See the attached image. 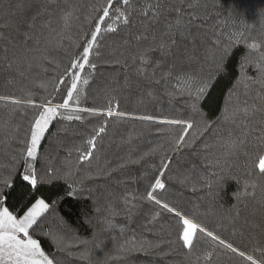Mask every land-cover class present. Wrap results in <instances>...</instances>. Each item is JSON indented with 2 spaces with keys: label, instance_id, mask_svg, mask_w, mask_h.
Returning <instances> with one entry per match:
<instances>
[{
  "label": "trees",
  "instance_id": "trees-1",
  "mask_svg": "<svg viewBox=\"0 0 264 264\" xmlns=\"http://www.w3.org/2000/svg\"><path fill=\"white\" fill-rule=\"evenodd\" d=\"M103 2L0 0V96L9 97L0 100V176L9 174L14 156L19 158L34 105L42 103L41 97L53 103L66 98L59 94L63 83L57 77L78 59L84 34L94 30L93 8ZM152 3L159 4L157 18L147 7ZM125 8L129 22L119 21L115 31L99 35L90 55L96 67L85 70L87 84L78 83L79 104L75 93L70 102V108H95L98 113L82 112L79 121L58 117L42 141L37 169L48 165L61 178L32 189L17 166L12 186L3 188L5 206L15 211L30 206L34 197L56 201L34 238L60 264H243L237 254L199 233L193 249L183 246L175 213L147 199L150 181L159 177L165 189L156 190L158 198L259 264L264 259V176L259 169L264 85L249 81L257 76L251 64L241 65L249 53L253 61L264 53V0H129ZM67 12L71 16L65 28ZM178 16L186 31L183 36L172 33L170 52L164 53L158 50L164 21ZM56 33L60 35L53 40ZM141 36L147 39L137 40ZM177 71L210 78L197 105L204 120L191 110L194 100L186 90L194 92L197 82L177 80ZM29 92L33 104L15 103L28 100ZM109 107L112 116L106 114ZM225 113L228 119L216 122ZM145 115L156 119L139 118ZM172 118L194 123L185 136L187 146L179 151L167 145L181 129L159 122ZM101 126L105 131L95 141L94 158L79 160ZM158 145H165L171 158L163 176L158 168L164 151L145 155ZM73 180L75 191L68 195ZM245 183L257 185L254 195L245 193Z\"/></svg>",
  "mask_w": 264,
  "mask_h": 264
},
{
  "label": "snow or ice",
  "instance_id": "snow-or-ice-1",
  "mask_svg": "<svg viewBox=\"0 0 264 264\" xmlns=\"http://www.w3.org/2000/svg\"><path fill=\"white\" fill-rule=\"evenodd\" d=\"M129 4V0H104L103 3L93 8V11L96 12V15L92 18L95 20L94 30L90 33H85L84 40L82 41V51L78 54V59H72L64 72L61 73L57 79L63 83V89L60 91L61 97L66 93V98L63 99L62 103H53L47 97H41L42 103L34 105V114L31 121L29 122V127L25 132L23 138L20 140V149H19V158L13 157L12 167L9 170V174L6 177L0 176V264H60V260L57 256L53 255L52 258H49V255L45 254V251L41 248V243L38 239H35L34 236L37 234V231L41 229V225L44 223L45 213L50 211L51 207H54L56 204L55 200L46 202L45 198H36L34 197V202H29V205H25L24 208L16 209L15 211L10 210V206H5L8 197L3 192V188H9L12 186V173L17 171V166L22 169V181L27 182V184L32 189H37L45 180H52L56 178H61V173L56 170L51 169L48 165H45L43 169L38 170L36 165L38 163L39 150L42 145V141L45 139V134L49 130L50 124L57 120L59 117L62 120H82V112H87L90 114H97L99 110L95 108H70V102L73 101L74 93L77 94V99L75 103L79 104L78 94L79 88L78 83L83 81L84 84H87L88 81L84 79V73L86 69H95V64L90 60V55L94 47L98 42V37L103 31H115L113 27L119 21L127 24L128 13L125 6ZM148 8L153 10V18H157L159 15V4L152 3L147 5ZM177 13L180 12V9H176ZM71 16V12L65 13L62 19L65 21L64 27L67 28V20ZM35 17L33 18V22ZM51 25V21L48 22ZM165 31L162 32L159 37L158 50L169 53L170 44L169 39L171 34L176 32L183 36L185 28L181 26L179 16L175 21L165 20ZM102 26H105L102 28ZM55 32V29L51 30ZM156 31H160L159 27L156 28ZM60 33H56L55 36L51 38L53 40L58 39ZM90 36V38H89ZM147 39L146 36L137 37L139 39ZM175 42L172 41V44ZM252 49H257V45L252 44L250 46ZM227 55V52L224 53ZM251 53L246 55L243 58L241 68L251 64L252 67L256 70L257 76L255 78L249 77V81L252 83H259L264 85V53H261L255 61L251 59ZM141 59L145 57L141 56ZM161 64L157 63V68H160ZM218 69L223 67V57H221L220 63L217 65ZM175 71V66L169 69L167 75L171 77ZM177 80H193L196 81L198 86L195 88L194 92L191 88L186 89L189 92V95L193 97L194 102L191 104V110L198 114L201 117V120H204V114L198 108V102L201 95L207 91L210 86V78L205 79L202 76H199L191 72H176ZM159 83V81H157ZM29 99L26 101H21L19 99L15 100L16 104L27 103L29 105L33 104L31 99L32 93H27ZM151 95V93H149ZM9 97L0 96V100H7ZM106 114L112 116L113 112L111 107L107 109ZM118 115L123 116L124 113H118ZM245 122L244 127L248 126L250 122L248 120L249 113L245 111ZM142 120L153 121L156 118L150 115H145L139 117ZM227 114H223L220 117H217V121L227 120ZM162 124L169 126H178L181 131L176 133L173 139L168 143L167 148L169 150L175 149L179 151L182 147L187 146L188 142L185 140V136L188 135V130L194 127L192 121L185 119H162L159 121ZM105 131V127L101 126L94 136L87 140V149L82 151L79 155V160H87L90 157L94 158L93 149L96 148V139L100 133ZM242 143V141H241ZM231 148L235 149L237 146V141L233 140L230 142ZM156 151H164V155L161 158L158 171L160 176L164 175V170L168 169L171 162L167 151H165V145H158L156 148L152 149L151 152L146 153L145 155H151ZM144 157L141 156L140 159ZM259 163L260 174L264 176V154H261ZM125 165L121 164L119 167L123 168ZM111 174V173H109ZM154 183H149L151 191H147V199L149 201H154L156 205L160 206L162 210H166L168 213H175L176 218L180 223L182 232L178 234V239L182 241L183 246H186L190 250L195 247V237L196 234L204 235L207 238H210L211 242L216 244L218 247H222L231 253L237 254L243 264H257L251 254H246L244 250H239L234 244L230 241L222 238L218 232L212 230L206 225H201L198 222H194L192 218H189L186 214H182L174 205H170L166 201H162L158 198V193L156 190L165 189V183L159 177H153ZM76 181L73 180L72 183L68 185L72 191L68 192V195L74 194V185ZM257 187L255 183L248 184L245 183L244 189L246 194L254 195V190ZM251 188L253 191L248 192V189ZM239 199V196H238ZM44 217V219H41ZM58 240L62 243V238L58 237ZM210 264V262H209ZM259 264H264V259H262Z\"/></svg>",
  "mask_w": 264,
  "mask_h": 264
}]
</instances>
